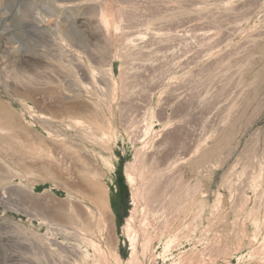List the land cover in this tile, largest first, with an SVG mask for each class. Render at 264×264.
<instances>
[{
	"label": "rangeland",
	"instance_id": "obj_1",
	"mask_svg": "<svg viewBox=\"0 0 264 264\" xmlns=\"http://www.w3.org/2000/svg\"><path fill=\"white\" fill-rule=\"evenodd\" d=\"M90 239L264 264V0H0V264H101Z\"/></svg>",
	"mask_w": 264,
	"mask_h": 264
},
{
	"label": "bare ground",
	"instance_id": "obj_2",
	"mask_svg": "<svg viewBox=\"0 0 264 264\" xmlns=\"http://www.w3.org/2000/svg\"><path fill=\"white\" fill-rule=\"evenodd\" d=\"M104 15V14H103ZM106 16H108V15H106ZM103 21L105 22V23H108V19H107V17L105 18H103ZM86 107V106H85ZM87 110V109H86ZM95 132V131H94ZM97 142V141H96ZM51 162V161H50ZM131 165V164H130ZM129 168V167H128ZM87 170H90V169H87ZM133 168L131 167L130 168V170L129 171H127V178L129 179V180H131V181H133ZM94 174V173H93ZM100 174V173H99ZM96 175H97V173H96ZM96 175H94V176H96ZM98 176V175H97ZM83 179H84V182H85V180H86V186L90 189L89 190V192L87 193V194H82L81 196H82V198H87V199H89L90 200V202L91 203H93L94 205H95V208L97 209V210H101V208L102 207H106V206H108L107 205V203H106V190H105V188H104V184L102 185L101 183H99V181L98 180H96V179H90V178H88V177H86V175L84 176V177H82ZM87 178V179H86ZM82 183V182H81ZM80 183V184H81ZM83 184V183H82ZM82 186H85V185H82ZM86 188V187H85ZM81 189H82V187H81ZM79 190V189H78ZM80 192H82L81 190H80ZM79 193V192H78ZM76 207V206H75ZM78 208V207H77ZM106 208H108V207H106ZM109 209V208H108ZM87 212H88V214H91V217H92V215L95 213L92 209H90V208H88L87 209ZM101 212V211H100ZM72 213V212H71ZM75 213V212H74ZM104 213V215H105V212H103ZM102 212L100 213V216L99 217H101L102 215L101 214H103ZM106 213H108V211L106 212ZM73 214V213H72ZM77 216H78V212H77V214H76ZM75 215V216H76ZM88 216V215H87ZM74 217V216H73ZM105 217H106V215H105ZM104 216H103V218H105ZM90 218V217H89ZM88 220V219H87ZM90 220V219H89ZM88 220V221H89ZM131 218H128L127 220H126V234H127V236L130 238V240L132 241V243H133V245H134V236H133V233H134V228H133V226H132V224H131ZM92 222H94V221H92ZM89 224H90V226H88V225H86V229H91V223H90V221L88 222ZM94 226V225H93ZM148 236V235H147ZM90 238V237H89ZM91 240V239H90ZM89 240V243L91 242V244H92V246L94 247V249L96 250V253H98L99 255V258H100V260L102 261V263L101 264H112V262H110V259H112V260H114L116 263L117 262H119L118 260V255H117V253L115 252V250H116V244H117V242H115V244L114 243H112L111 242V240H106V243H110L111 245H112V249H106V248H103L100 244H99V242H96V241H93V240H91L90 241ZM148 241V240H147ZM146 241V242H147ZM146 242H145V244H146ZM148 244V243H147ZM146 246V245H145ZM92 247V248H93ZM144 246L142 245V248H143ZM147 247H148V245H147ZM114 252H113V251ZM146 250V249H145ZM143 252V251H142ZM131 253H133V252H131ZM145 253V252H144ZM134 254V253H133ZM137 256V255H136ZM111 257V258H110ZM137 257L135 258L134 257V255H132L131 256V258H130V260L128 261V263L127 264H138V261H137ZM144 263V262H143ZM140 264V263H139Z\"/></svg>",
	"mask_w": 264,
	"mask_h": 264
}]
</instances>
